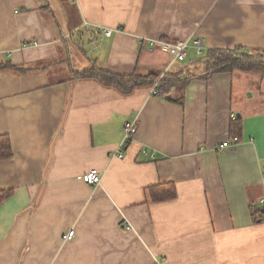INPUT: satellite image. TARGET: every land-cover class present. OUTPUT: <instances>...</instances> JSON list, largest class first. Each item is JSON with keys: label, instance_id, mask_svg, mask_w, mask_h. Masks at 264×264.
<instances>
[{"label": "crops", "instance_id": "0c3cea01", "mask_svg": "<svg viewBox=\"0 0 264 264\" xmlns=\"http://www.w3.org/2000/svg\"><path fill=\"white\" fill-rule=\"evenodd\" d=\"M195 38L203 56L242 47L264 58V0H0V62L25 68L0 70V135L14 152L0 161V190L14 189L0 204V264H264L252 212L264 199V73L193 79L183 104L72 79L95 62L202 71L195 48L172 63L149 43ZM233 115L241 142L219 151ZM131 120L135 139L110 160ZM92 169L98 186L80 178ZM169 181L177 198L145 202Z\"/></svg>", "mask_w": 264, "mask_h": 264}, {"label": "trees", "instance_id": "16d2710c", "mask_svg": "<svg viewBox=\"0 0 264 264\" xmlns=\"http://www.w3.org/2000/svg\"><path fill=\"white\" fill-rule=\"evenodd\" d=\"M206 62L202 71L195 68H181L178 71H165L160 73L140 74L133 72L121 74L113 72L93 63L82 71H74L72 79H94L108 87H113L124 94H129L137 88L153 87L157 83V96L167 100L184 102V90L189 82L196 78L209 79L216 73L222 72H254L264 73V58L262 54L250 53L247 49L236 47L234 49H211L205 54ZM24 67L11 62H0V70L24 72ZM175 94V95H174ZM243 118L235 117L230 121V138L241 140L243 133ZM14 155L12 141L9 135H0V161L8 160ZM14 194V189L0 190V204ZM178 196V188L173 181L160 182L148 187L146 203H158L173 200ZM262 207H253L255 222H264V204Z\"/></svg>", "mask_w": 264, "mask_h": 264}, {"label": "built area", "instance_id": "2783aa9c", "mask_svg": "<svg viewBox=\"0 0 264 264\" xmlns=\"http://www.w3.org/2000/svg\"><path fill=\"white\" fill-rule=\"evenodd\" d=\"M103 32L106 36H111L113 33V29L103 28ZM150 46L153 49H159L167 54H169L172 58L173 62H184L187 59L188 50L192 47L195 48L197 55H203L205 48L203 45V41L199 38H195L193 40H167V39H157V40H149ZM32 44H37V42H32L30 44H25L26 47ZM157 83L153 87H151V94L156 95L158 94L157 90ZM235 118V115L232 116ZM138 131L137 122L135 120L126 121L123 127V139L119 145V148L116 151H113L109 154L110 160L116 158H123L124 157V150L125 148L132 143L135 139V135ZM241 142L238 138L229 139L224 141L218 148L219 151L224 149L225 147L229 146L231 143L239 144ZM155 158V157H152ZM80 178L87 184L98 186L102 183V176L100 171L96 169L89 170L82 174ZM261 203L264 204V199H261ZM128 229L130 227L128 226ZM76 236V230L71 228L67 233L63 235L64 240L71 241ZM158 264H163L160 260Z\"/></svg>", "mask_w": 264, "mask_h": 264}, {"label": "rangeland", "instance_id": "374dc122", "mask_svg": "<svg viewBox=\"0 0 264 264\" xmlns=\"http://www.w3.org/2000/svg\"><path fill=\"white\" fill-rule=\"evenodd\" d=\"M197 57L201 60V64H202V63L204 64V63L206 62V57H205V55H204V56H203V55H197ZM178 63H182V62H179V61H178ZM158 73H160V71H159ZM253 90H254V89H253ZM253 90H252V91H253ZM251 94H252V92L250 91V92H248V95H247V96H248V97H252L253 95L251 96ZM248 99H250V98H248ZM130 228H131V227H130ZM127 229H128V226H127ZM63 239H64V238H63Z\"/></svg>", "mask_w": 264, "mask_h": 264}]
</instances>
